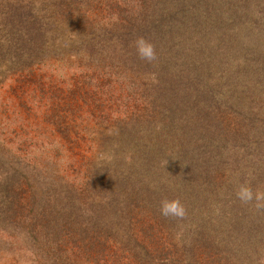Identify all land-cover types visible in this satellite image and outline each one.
Segmentation results:
<instances>
[{"label":"rangeland","instance_id":"obj_1","mask_svg":"<svg viewBox=\"0 0 264 264\" xmlns=\"http://www.w3.org/2000/svg\"><path fill=\"white\" fill-rule=\"evenodd\" d=\"M124 1L0 0V264H187L183 224L120 206L151 91Z\"/></svg>","mask_w":264,"mask_h":264},{"label":"trees","instance_id":"obj_2","mask_svg":"<svg viewBox=\"0 0 264 264\" xmlns=\"http://www.w3.org/2000/svg\"><path fill=\"white\" fill-rule=\"evenodd\" d=\"M123 4L135 32L130 81L142 97L140 78L149 75L151 91L125 139L140 145L142 158L120 206L141 215L136 224L149 214L145 232L160 239L175 226L157 229L160 221L183 224L192 237L181 246L182 263L264 264V209L235 194L246 180L264 190V0ZM140 36L155 46L154 61L137 54ZM165 197H179L187 215L164 217Z\"/></svg>","mask_w":264,"mask_h":264},{"label":"clouds","instance_id":"obj_3","mask_svg":"<svg viewBox=\"0 0 264 264\" xmlns=\"http://www.w3.org/2000/svg\"><path fill=\"white\" fill-rule=\"evenodd\" d=\"M137 54L143 60L152 62L157 58L155 46L143 36L135 41ZM111 157H109L110 159ZM131 162L130 160L128 161ZM236 197L243 204H251L256 209H264V190L259 188L253 189L250 181H244L238 184ZM160 212L164 217L183 219L187 215V209L179 197L163 198L160 202Z\"/></svg>","mask_w":264,"mask_h":264}]
</instances>
